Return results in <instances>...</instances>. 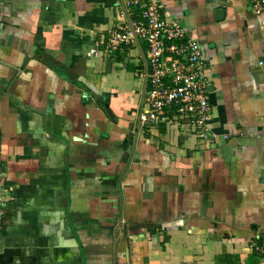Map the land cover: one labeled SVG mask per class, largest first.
<instances>
[{
	"label": "crops",
	"instance_id": "crops-1",
	"mask_svg": "<svg viewBox=\"0 0 264 264\" xmlns=\"http://www.w3.org/2000/svg\"><path fill=\"white\" fill-rule=\"evenodd\" d=\"M123 1L0 0V264H260L264 10L157 0L201 46L209 144L141 124Z\"/></svg>",
	"mask_w": 264,
	"mask_h": 264
},
{
	"label": "built area",
	"instance_id": "built-area-1",
	"mask_svg": "<svg viewBox=\"0 0 264 264\" xmlns=\"http://www.w3.org/2000/svg\"><path fill=\"white\" fill-rule=\"evenodd\" d=\"M248 2L256 13L264 10V0ZM119 7L121 17L128 21L124 29L112 32L105 49L112 53L122 45L146 44L149 72L141 124L154 133L165 122L212 144L209 76L200 44L177 20L163 15L157 0H124ZM3 210L0 195V221ZM251 246L264 264V238Z\"/></svg>",
	"mask_w": 264,
	"mask_h": 264
},
{
	"label": "water",
	"instance_id": "water-1",
	"mask_svg": "<svg viewBox=\"0 0 264 264\" xmlns=\"http://www.w3.org/2000/svg\"><path fill=\"white\" fill-rule=\"evenodd\" d=\"M147 66H148V64H147ZM147 82H148V70H147V74H146V77H145L144 95H143V99H142V108H143L144 103H145V95H146ZM139 120H140V117H139Z\"/></svg>",
	"mask_w": 264,
	"mask_h": 264
}]
</instances>
